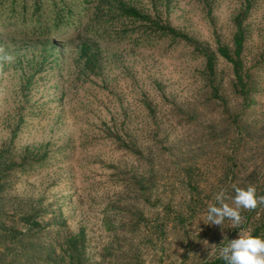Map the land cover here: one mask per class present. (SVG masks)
Listing matches in <instances>:
<instances>
[{
  "label": "rangeland",
  "instance_id": "374dc122",
  "mask_svg": "<svg viewBox=\"0 0 264 264\" xmlns=\"http://www.w3.org/2000/svg\"><path fill=\"white\" fill-rule=\"evenodd\" d=\"M109 1L0 0V235L28 232L27 214L44 226L23 246L0 236V264H48V251L50 264H69L73 240L83 264H203L252 232L242 207L238 226L204 222L220 192L233 208L237 187L264 197V0H250L244 24L251 94L232 93V67L219 58L221 101L210 100L196 48L231 46L248 0H125L194 46L128 20L109 24L99 11ZM84 41L97 56L93 74Z\"/></svg>",
  "mask_w": 264,
  "mask_h": 264
},
{
  "label": "trees",
  "instance_id": "16d2710c",
  "mask_svg": "<svg viewBox=\"0 0 264 264\" xmlns=\"http://www.w3.org/2000/svg\"><path fill=\"white\" fill-rule=\"evenodd\" d=\"M85 4H88L90 0H84ZM108 3L107 12L103 11L99 6V11H102L103 17H106L109 24H113L117 21V19L128 20L133 24H142L146 25L148 28L146 33H154L159 35L160 37L169 36L174 39H179L185 41L188 44H192L194 46V41L189 38L187 35H184L178 31H176L173 27L162 24L159 20H153L151 16L142 13L139 9L130 6L125 0H111ZM41 3L35 2V6L33 11H40ZM251 2L248 0L247 6L245 10L241 11L234 18V27L235 32L232 39V45H223L221 42H217V47L213 51L210 48L204 47L202 45L196 48V51L202 55L205 59V69L210 77L208 80L209 88H210V100L221 101L223 100L221 96V89L219 88V84L215 82L213 77L216 75V64L219 58L225 60L229 65H231L233 70L234 81L231 85L232 93L240 98H247L251 94V82L250 77L247 71L244 70V64L242 60V56L245 50L246 43V28L245 22L247 20L248 14L251 10ZM28 7H23V12H28ZM67 10V6L63 8V10L59 9L57 12V16L55 17L54 25L59 27L63 24L62 14ZM62 21V22H61ZM61 23V24H60ZM105 25H102L103 30H108ZM113 27V26H112ZM111 27V28H112ZM101 31L99 28H92L89 32ZM41 35L49 34L50 32L47 29H43L40 31ZM51 35L48 38L51 39ZM55 45V44H54ZM81 54L80 58L85 62V69L90 73H95L97 68V56L93 52L92 44L88 41H84L81 44ZM37 215H24L20 221L24 223V225L29 226L28 232H23L16 229H6L4 230V234L0 235L1 239L4 240L3 243H6V246L16 244L18 246H23V243L28 242L32 239H36V237L44 230V226L36 220ZM255 218V223L252 225L251 235L258 236L264 238V208L261 209L260 205H257L255 208L251 209L250 215L248 217V221H251ZM79 241L73 240L69 243L68 250V259L69 264H83L82 255L80 251ZM11 251L10 248H8ZM47 253V263L50 264L55 262L52 259V255ZM28 259V258H27ZM203 264H225L223 259L219 256L212 257L207 259Z\"/></svg>",
  "mask_w": 264,
  "mask_h": 264
},
{
  "label": "clouds",
  "instance_id": "9594fccd",
  "mask_svg": "<svg viewBox=\"0 0 264 264\" xmlns=\"http://www.w3.org/2000/svg\"><path fill=\"white\" fill-rule=\"evenodd\" d=\"M3 59L10 61L12 57L6 55ZM224 197L223 192L216 195L215 199L219 206L210 205L208 207L205 224L222 225L224 219L229 218L234 225L238 226L241 222L239 208L252 209L257 206L258 200L264 202V197H257L256 190L252 186L235 188L233 200L236 208L224 203ZM213 255H218L225 264H264V238L251 234H238V238L228 239L226 244L222 242L217 246Z\"/></svg>",
  "mask_w": 264,
  "mask_h": 264
}]
</instances>
